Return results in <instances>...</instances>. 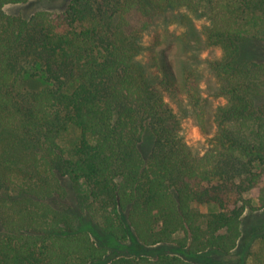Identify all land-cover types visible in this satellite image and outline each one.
I'll list each match as a JSON object with an SVG mask.
<instances>
[{"label": "trees", "instance_id": "trees-1", "mask_svg": "<svg viewBox=\"0 0 264 264\" xmlns=\"http://www.w3.org/2000/svg\"><path fill=\"white\" fill-rule=\"evenodd\" d=\"M27 1L0 0V264H231L252 208L245 193L261 188L264 203V61L240 56L244 36L264 40V0H70L29 18L5 9ZM182 7L184 45L199 49L194 16L206 17V43L224 51L208 64L227 101L200 157L167 99L184 93L204 126L210 108L193 58L180 79L158 53L142 57L156 13ZM32 67L48 82L36 91L20 85ZM72 128L78 137L62 146ZM147 128L155 140L145 158ZM64 177L87 183L79 203L112 244L57 204ZM203 203L219 210L206 214ZM115 245L123 252L111 255Z\"/></svg>", "mask_w": 264, "mask_h": 264}, {"label": "rangeland", "instance_id": "rangeland-1", "mask_svg": "<svg viewBox=\"0 0 264 264\" xmlns=\"http://www.w3.org/2000/svg\"><path fill=\"white\" fill-rule=\"evenodd\" d=\"M70 0H29L25 3L7 4L5 9L10 14L21 15L25 18L31 17L38 10H50L54 12L63 11ZM188 12L187 8L182 7L164 11H158L154 17L152 25L143 32L141 43L146 46L145 53L142 54L144 61H149L151 55L158 53L159 58H165L174 69V71L182 79V69L190 67L187 63L195 62V69L198 74L202 75L199 84L203 88V97L207 99L206 103L209 110L204 113L207 121L204 126H200L198 120L193 113L194 107L188 103L184 93H179L172 98L171 94H167V99L173 106L174 110L181 115V135L189 146L192 154L196 157L202 156L205 151L214 145V135L216 133V124L214 121V110L220 104H225L227 99L223 95L217 94L218 86L221 81L217 79L216 74L210 69L208 62L221 58L224 51L223 47L218 44L206 43V25L210 21L206 17L194 16V21L199 30L202 32V45L199 49L192 48L188 44L184 45L185 32L187 26L183 24V17ZM155 46V48H152ZM155 49V50H154ZM240 50L242 59H251L256 61H264V40L254 38L250 35L244 36L240 41ZM192 57V58H191ZM48 84L41 69L32 67L27 72L20 85L29 91H36ZM197 109V107H195ZM194 109V110H195ZM79 135V130L72 128L60 141L62 146L68 147ZM155 136L151 128H147L143 132L140 141V151L147 158L153 150ZM63 187L65 194L62 202L57 204L67 208L79 219V224L84 227H94L88 221L100 222L97 217L92 218L84 211L79 203L80 195L89 193V186L85 181L75 182L68 177L63 178ZM260 186L264 189V179ZM261 188H254L245 193V197L252 202V208L245 211L242 219V239L234 250L231 264H242L239 260L245 257L246 264H258L257 258L264 257V203L261 198ZM199 209L209 214L218 211L219 207L215 203L198 204ZM79 225V226H80ZM95 228V227H94ZM97 227L94 229L98 242L112 244L108 238L100 239ZM101 231V230H100ZM118 246H110L111 255L122 253ZM172 246H163L162 251L170 252ZM127 251V250H125Z\"/></svg>", "mask_w": 264, "mask_h": 264}]
</instances>
